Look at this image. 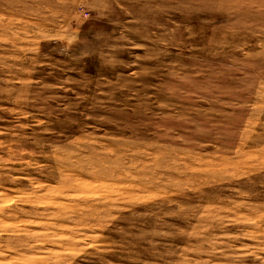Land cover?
<instances>
[{
	"label": "rangeland",
	"instance_id": "obj_1",
	"mask_svg": "<svg viewBox=\"0 0 264 264\" xmlns=\"http://www.w3.org/2000/svg\"><path fill=\"white\" fill-rule=\"evenodd\" d=\"M0 264H264V0H0Z\"/></svg>",
	"mask_w": 264,
	"mask_h": 264
}]
</instances>
